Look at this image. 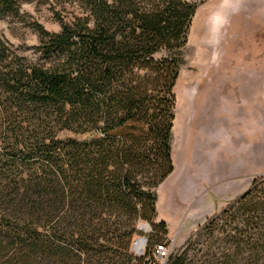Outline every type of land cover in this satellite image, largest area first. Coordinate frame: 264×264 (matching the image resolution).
Returning a JSON list of instances; mask_svg holds the SVG:
<instances>
[{
	"label": "trees",
	"instance_id": "16d2710c",
	"mask_svg": "<svg viewBox=\"0 0 264 264\" xmlns=\"http://www.w3.org/2000/svg\"><path fill=\"white\" fill-rule=\"evenodd\" d=\"M30 1L0 0V18ZM70 1L80 10L58 32L35 26L34 61L0 39V264H155L131 245L141 222L167 234L156 189L174 170L175 86L199 0ZM202 231L199 264H264V175ZM193 243L167 264H193Z\"/></svg>",
	"mask_w": 264,
	"mask_h": 264
},
{
	"label": "rangeland",
	"instance_id": "374dc122",
	"mask_svg": "<svg viewBox=\"0 0 264 264\" xmlns=\"http://www.w3.org/2000/svg\"><path fill=\"white\" fill-rule=\"evenodd\" d=\"M79 8L70 0L23 2L18 16L0 18V39L14 54L34 61L35 26L56 33L59 18L67 20ZM182 53L171 142L174 170L156 189L154 224L164 222L167 234L163 242L150 238L151 224L141 222L138 230L149 224L151 231L133 237L147 238L143 255L150 253L155 264L167 259L157 258L154 246L165 242L169 254L176 253L192 238L188 261L199 264L208 240L202 231L206 222L264 175V0H199ZM237 70L254 71L259 81L236 76Z\"/></svg>",
	"mask_w": 264,
	"mask_h": 264
},
{
	"label": "water",
	"instance_id": "95a60500",
	"mask_svg": "<svg viewBox=\"0 0 264 264\" xmlns=\"http://www.w3.org/2000/svg\"><path fill=\"white\" fill-rule=\"evenodd\" d=\"M144 227H148L149 231H151V227L149 224L140 225L139 230H142ZM146 242H147L146 237H141V238H137L133 240L132 245H131V250L137 255H140V256L143 255Z\"/></svg>",
	"mask_w": 264,
	"mask_h": 264
},
{
	"label": "crops",
	"instance_id": "0c3cea01",
	"mask_svg": "<svg viewBox=\"0 0 264 264\" xmlns=\"http://www.w3.org/2000/svg\"><path fill=\"white\" fill-rule=\"evenodd\" d=\"M236 73H239V74H235L236 76H239L241 78H245L246 80H251L253 81L254 83H257L258 80V76L259 74L254 72V71H248V70H237L235 71ZM264 76V75H263ZM245 80V81H246ZM247 172H251V173H258L259 170H253V169H248ZM250 174V173H248Z\"/></svg>",
	"mask_w": 264,
	"mask_h": 264
},
{
	"label": "built area",
	"instance_id": "2783aa9c",
	"mask_svg": "<svg viewBox=\"0 0 264 264\" xmlns=\"http://www.w3.org/2000/svg\"><path fill=\"white\" fill-rule=\"evenodd\" d=\"M155 256L159 259H167L169 257V250L165 245H156L154 248Z\"/></svg>",
	"mask_w": 264,
	"mask_h": 264
},
{
	"label": "bare ground",
	"instance_id": "6f19581e",
	"mask_svg": "<svg viewBox=\"0 0 264 264\" xmlns=\"http://www.w3.org/2000/svg\"><path fill=\"white\" fill-rule=\"evenodd\" d=\"M142 230L146 232V231L149 230V228H148V227H144ZM142 230H141V231H142Z\"/></svg>",
	"mask_w": 264,
	"mask_h": 264
}]
</instances>
